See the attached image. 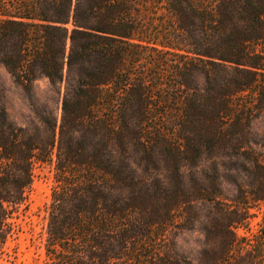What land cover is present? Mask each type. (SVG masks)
<instances>
[{
    "label": "trees",
    "instance_id": "1",
    "mask_svg": "<svg viewBox=\"0 0 264 264\" xmlns=\"http://www.w3.org/2000/svg\"><path fill=\"white\" fill-rule=\"evenodd\" d=\"M0 64L59 103L19 125L0 93V264L36 163L40 264H264V0H0Z\"/></svg>",
    "mask_w": 264,
    "mask_h": 264
},
{
    "label": "rangeland",
    "instance_id": "2",
    "mask_svg": "<svg viewBox=\"0 0 264 264\" xmlns=\"http://www.w3.org/2000/svg\"><path fill=\"white\" fill-rule=\"evenodd\" d=\"M0 93L9 117L17 124L24 125L33 117V106L40 105L45 98L52 97V106H58L56 95L51 91L45 78L34 81L32 96L16 84L7 69L0 64ZM252 128L260 134L264 133V112L252 122ZM53 184V167L49 163H36L33 169V181L28 195L27 209L19 215L14 234L5 244L4 260L1 264H40L43 259V241L45 236V205L50 201L51 186ZM224 192L227 196L234 193L233 187L225 184ZM257 214L251 219L252 229L264 213V206L260 210H252ZM239 234L244 229L237 230ZM201 234L198 231H182L176 238L178 248L190 257H194L199 248Z\"/></svg>",
    "mask_w": 264,
    "mask_h": 264
}]
</instances>
